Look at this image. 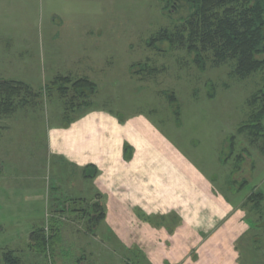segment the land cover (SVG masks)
<instances>
[{
  "label": "rangeland",
  "instance_id": "obj_1",
  "mask_svg": "<svg viewBox=\"0 0 264 264\" xmlns=\"http://www.w3.org/2000/svg\"><path fill=\"white\" fill-rule=\"evenodd\" d=\"M171 11L160 0H0V81L39 96L0 116V254L20 264H264V140L240 130L264 72L240 78L211 54L202 68L180 46H151L190 16L183 3ZM60 131L74 160L56 141L48 153ZM104 140L122 146L119 172L130 177L105 194L98 167L79 163ZM130 192H143V208L120 202Z\"/></svg>",
  "mask_w": 264,
  "mask_h": 264
},
{
  "label": "trees",
  "instance_id": "obj_2",
  "mask_svg": "<svg viewBox=\"0 0 264 264\" xmlns=\"http://www.w3.org/2000/svg\"><path fill=\"white\" fill-rule=\"evenodd\" d=\"M160 1L170 7L172 13L179 11L182 3L186 4L190 16L173 29L154 34L150 39L151 46L160 42L180 46L195 56L196 64L202 62V68L206 54H211L217 65L234 64L235 74L240 78L264 72V0ZM59 79L64 81L67 78ZM80 81L89 86L91 92L95 91V85L88 79ZM37 93L22 81H0V116H11L24 105L35 104L33 100L39 98ZM248 107H252L248 121L240 130L256 131L264 140V91L252 97ZM259 148L263 153L264 143ZM258 195L263 199L262 193ZM92 219L96 225L95 218ZM36 236H42L40 240L45 243L40 232ZM0 264H20V260L13 252L7 251L0 254Z\"/></svg>",
  "mask_w": 264,
  "mask_h": 264
},
{
  "label": "crops",
  "instance_id": "obj_3",
  "mask_svg": "<svg viewBox=\"0 0 264 264\" xmlns=\"http://www.w3.org/2000/svg\"><path fill=\"white\" fill-rule=\"evenodd\" d=\"M8 81H13V80H8ZM16 81V80H14ZM112 121V120H111ZM86 121H81V125H87L85 124ZM111 123L115 124L118 129L117 133L120 131V126H118L114 121H112ZM96 125L99 126V124H95L93 126L88 125V128L92 127V128H97ZM77 126L78 125H74L72 128L76 131L77 130ZM120 127V128H119ZM91 128V129H92ZM70 129V128H69ZM67 132V131H66ZM78 138H75L74 140V144L75 145H82V141H81V136L83 134V132H76ZM92 133H88L86 134L84 137L89 138L90 140H95V137H90ZM62 131L58 132L56 136L51 137L50 142H49V147H47V150L50 151L48 153H53V147H54V141L60 143L59 145H61L64 149L61 151L63 153H65V156L69 157L68 155L70 154V148L68 145L69 142H66V137H62ZM67 135V133H66ZM59 138V139H57ZM68 143V144H67ZM57 144V143H56ZM121 147L119 148H113V146L111 145V141L108 140H104L103 144H99V145H95L92 146V152H88L86 149H84L83 151L81 150V158L79 160V163L82 165H96L100 171L99 177H98V182H97V187H98V191L105 194V193H110L108 191L109 186H113L116 188L117 187H122L123 185V180L120 177H125L127 180L130 179V177L126 174L122 175L121 170H119V168H121V166H119V164H121L122 161V154H121ZM96 151V154H95ZM120 151V152H119ZM1 157V156H0ZM70 159L74 160L73 158L69 157ZM1 159V158H0ZM142 161V160H141ZM134 165H135V160L133 161ZM136 169V165L134 166ZM120 171V172H119ZM135 172L136 170H134V177L132 180L133 183V188L132 190L134 191V179H135ZM138 176V175H137ZM140 176H141V185L143 186V171L140 172ZM138 176V177H140ZM130 197L128 198H124V199H119L120 202L122 201L125 202V199L128 201L127 203L129 204H133V203H140L141 207L143 208V199L141 198V196L143 197V192L140 194V198H136L133 199V192H130ZM106 202H107V198H105ZM109 200V205L110 203H112L114 205V207H116V205L119 204V201H116V199L114 198H108ZM133 200V201H132ZM124 206L126 204H123ZM111 206V205H110ZM207 206V205H206ZM205 206V207H206ZM204 207V208H205ZM150 208V207H149ZM148 208V209H149ZM147 209V208H146ZM154 208H150V210L148 211L149 214H154V216L157 214L156 212H154L153 210ZM186 214L183 213L182 216H185ZM195 214H191L188 213V217H185L184 220V224L189 223L190 221H194V216ZM188 233V229L186 230Z\"/></svg>",
  "mask_w": 264,
  "mask_h": 264
}]
</instances>
